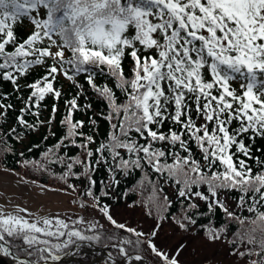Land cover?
<instances>
[{
	"label": "snow or ice",
	"instance_id": "1",
	"mask_svg": "<svg viewBox=\"0 0 264 264\" xmlns=\"http://www.w3.org/2000/svg\"><path fill=\"white\" fill-rule=\"evenodd\" d=\"M25 17L34 30L21 42L13 25ZM126 56L133 61L127 75L122 67ZM48 59L47 74L28 85L33 89L28 100L35 98L37 107L46 95L58 100L61 91L54 87L58 75L74 81L76 75L88 73V83L108 101L110 111L105 118L112 129L107 143L95 151L89 149L94 138L79 131L84 121L72 120V112L80 106L76 98L71 99L63 121L67 126L64 139L84 149L86 157L57 156L51 162L62 164L67 169L65 176L76 175L75 165L84 166L88 175L93 163L88 158L98 153L94 163L115 165L109 171L120 169L127 174L139 169L145 173L140 185L150 192L145 214L152 216L155 209L157 216L150 232L117 223L108 205H97L116 228L136 237L120 241L118 250L126 264H182L181 255L189 247L188 241L174 250L157 243L169 219L163 212L171 201L161 195L159 183L149 178V168L165 183L179 186L178 197H198L210 211L218 207L235 219L231 254L243 264H264V160L251 156L244 139L264 138V0H0V78L19 90L18 77ZM104 67L125 94L123 103H117L111 88L93 83L92 69L103 71ZM233 81H239V91ZM11 107L0 103V109ZM19 123L28 126L23 115ZM193 142L199 158L193 154ZM67 146L61 141L55 147ZM237 154L256 159L261 170L254 172ZM95 183L90 179V187ZM201 186H206L207 194L198 190ZM234 190L240 193L237 208L250 216L229 211L224 193ZM86 195L99 200L91 190ZM174 223L192 242L200 239L207 245L223 241L228 232L227 225L208 226L201 237L193 230L197 222L191 215L174 218ZM6 237L21 239L27 254L37 257L18 264H46L49 255L58 261L60 250L70 245L79 248L78 241L102 239L94 226L73 230L58 217L30 222L19 215L2 214L0 253L13 255ZM107 239L119 238L113 234ZM204 264L213 261L208 258Z\"/></svg>",
	"mask_w": 264,
	"mask_h": 264
},
{
	"label": "trees",
	"instance_id": "2",
	"mask_svg": "<svg viewBox=\"0 0 264 264\" xmlns=\"http://www.w3.org/2000/svg\"><path fill=\"white\" fill-rule=\"evenodd\" d=\"M42 16L46 18V11L42 10ZM13 30L17 34L18 39L22 42L34 30L31 21L25 17L17 21L13 25ZM55 38V37H54ZM47 43V41H45ZM9 50H12L9 48ZM70 55V53H66ZM31 58V57H30ZM51 60L48 59L45 65L33 66L28 73L18 77L17 86L13 85L10 81L0 78V103L11 104V108L0 109V169H7L14 172L17 176L28 180L35 181L49 190H62L68 194L69 202L72 205L79 206L85 210L97 209L100 211L98 204L108 205L109 212L120 205L127 204L131 206L141 207L143 212L148 210L147 196L150 192L140 187L144 181L145 173L139 169H130L127 174L122 170L116 169L109 171V167H115L110 163L101 162L95 164L94 161L99 159L100 154H96L89 160L93 161L91 171L85 175V168L82 165H75L73 171L76 175L65 176L67 169L60 163H52L57 156L60 157H76L79 156L82 160L86 157V151L77 145L69 144L65 141L67 133V126L63 123L65 116L68 115V101L76 98L77 104L80 106L71 114L73 121H84V127L79 129L85 136L91 135L94 138V143L88 145V148L95 151L102 143H107L108 136L112 132L107 117L110 109L108 101L99 94L96 88H93L88 83V73H80L76 75L73 80L67 79L64 75H58L54 82V87L61 91V97L56 100L51 95H46L45 99L39 101V106H36L35 98L29 101L28 97L31 95L33 89L28 85L36 82L47 74V67L50 66ZM133 61L130 57L126 56L122 62L125 74H130ZM71 74V73H70ZM209 78H210V74ZM93 83L98 87L107 86L111 88L117 97V103H123L126 100L125 94L116 87V79L110 74L109 70L104 67L103 71L100 68L92 69ZM232 86L239 91V81H233ZM55 105V111L53 106ZM90 105V107H88ZM27 107L23 113L21 109ZM23 115L24 119L28 122V126L19 123V117ZM95 121V123H93ZM197 120V123H200ZM170 124V122H169ZM167 130V126L165 128ZM79 143V137L75 138ZM245 142L251 148V156L264 160V138H256L249 141L248 137H244ZM64 141L67 147L56 149V145ZM178 150V149H177ZM193 154L199 158L200 152L196 148L195 143H192ZM122 154L127 158V153L121 150ZM47 154V157H46ZM183 155V153L181 152ZM240 159H245L246 162L253 168V171H260L261 167L256 159L244 157L237 154ZM235 159V157H234ZM111 161V157H108ZM171 162V160H169ZM148 176L151 180L157 181L160 187L163 188L161 195H167L171 204L164 210L163 215L168 216L166 220L172 222L174 225V218H182L184 215H191L196 220V225L193 230L203 235L208 226L213 228H221L227 225L228 232L226 234V242L230 255L232 245L229 241L232 240L233 235L237 228V222L231 217H227L223 210L214 208L209 210L207 202L192 197L191 200L178 197L177 188L171 181L165 183L151 168L147 170ZM64 176L65 178H61ZM90 179L96 183L90 187ZM119 181V183H116ZM91 190L99 200L94 199L92 196L86 195V192ZM197 189H194V191ZM199 191L206 193V186H201ZM107 192L108 195H102ZM207 194V193H206ZM238 191H231L224 193V199L228 205L229 211L236 212L240 216H250L246 210L237 208ZM190 204H196L197 207L190 208ZM153 215L148 216L150 219L156 221V210L153 209ZM101 212V211H100ZM103 213V212H102ZM123 223L127 227L126 222ZM81 230H88L90 226L79 225ZM96 232L102 236L99 242H79L81 247L100 246L106 247L108 252L118 260H124L125 257L118 250L120 241L124 238L135 240L136 237L132 233H128L124 229L116 228L111 224H96ZM135 228V227H134ZM138 231L150 232L136 228ZM87 234H93L88 231ZM115 235L118 240H108L109 235ZM11 241V246L14 251L19 255L28 256L32 259H37L35 256H29L25 251L27 247L21 239H14L6 237ZM130 247V246H129ZM76 245H70L67 249H62L58 254H64L69 251H76ZM243 251V247L240 248ZM77 256L85 259L92 260L95 256L94 253L78 249ZM135 254V253H133ZM147 255V254H146ZM50 256V255H49ZM236 259L242 261L238 256L232 255ZM150 259V258H149ZM0 264H18V262L8 260L6 255L0 253ZM56 264H83L77 260H67Z\"/></svg>",
	"mask_w": 264,
	"mask_h": 264
},
{
	"label": "rangeland",
	"instance_id": "3",
	"mask_svg": "<svg viewBox=\"0 0 264 264\" xmlns=\"http://www.w3.org/2000/svg\"><path fill=\"white\" fill-rule=\"evenodd\" d=\"M22 209L26 211H22ZM2 214L19 215L30 222L58 217L64 219L73 230H81L79 225L111 224L106 215L97 209L85 210L72 205L66 192L48 190L42 184L25 180L7 169H0V215ZM110 214L116 221H123L128 226L148 231H151L156 222L147 217L141 207L127 204L115 207ZM81 219L83 222L79 223L78 221ZM200 236L203 235L200 234ZM62 239H67V237ZM182 241L189 242V247L181 255L182 264L184 261H187L188 264H204L208 258L212 259L213 264H243V261L230 255L225 241L215 245L201 243L200 239L192 242L191 237L179 230L172 222H164L157 237V243L163 242L166 248L174 250ZM53 242L59 241L54 240ZM6 256L14 260L12 256ZM94 257L107 258L102 252L96 253ZM84 261L88 263L83 264H117L110 259L107 262L102 259L92 262L89 259Z\"/></svg>",
	"mask_w": 264,
	"mask_h": 264
},
{
	"label": "water",
	"instance_id": "4",
	"mask_svg": "<svg viewBox=\"0 0 264 264\" xmlns=\"http://www.w3.org/2000/svg\"><path fill=\"white\" fill-rule=\"evenodd\" d=\"M0 243H3V242H0ZM6 246L10 247V250L13 253V255H11V256L15 257L14 258L15 260H17V261L25 260V261H29V262L34 261V259H32V258H30L28 256H23V255H19V254L15 253L14 250H13V247L11 245H6ZM90 251H92L94 253L103 252L107 256V258H105V257H99V258L95 257L94 261L98 260V259H102L105 262H107L108 259H110L111 261H113V262H115L117 264H126L125 260H122V261L121 260H117L113 256H111L106 248H101V247L96 246V247L91 248ZM60 256H61V259L58 260V261H52L50 259V257H49V259L47 260L46 264H54V263H58V262H62V261L68 260V259H76V260H78L80 262L88 263L87 261H84L81 258L75 256L74 253H69V254L66 253V254H63V255H60Z\"/></svg>",
	"mask_w": 264,
	"mask_h": 264
}]
</instances>
